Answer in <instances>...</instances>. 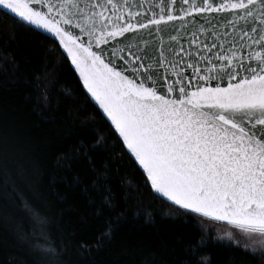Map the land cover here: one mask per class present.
Wrapping results in <instances>:
<instances>
[{"label": "snow or ice", "instance_id": "snow-or-ice-1", "mask_svg": "<svg viewBox=\"0 0 264 264\" xmlns=\"http://www.w3.org/2000/svg\"><path fill=\"white\" fill-rule=\"evenodd\" d=\"M0 14L51 34L110 122L107 134L55 160L60 179L93 209L75 244L51 237L48 212L33 206L32 158L17 137L0 134V211L20 204L33 221L31 239L13 236L23 254L96 264L128 222L109 167L125 157L140 179L135 189L122 180L120 190L126 201L148 190L151 203L138 197L135 213L145 223L158 213L181 224L200 217L264 237V0H0ZM111 140L119 155L97 166L94 154ZM211 233L199 228L182 242L178 264H213ZM140 255V264H169Z\"/></svg>", "mask_w": 264, "mask_h": 264}, {"label": "trees", "instance_id": "trees-1", "mask_svg": "<svg viewBox=\"0 0 264 264\" xmlns=\"http://www.w3.org/2000/svg\"><path fill=\"white\" fill-rule=\"evenodd\" d=\"M44 96L50 98L49 103L42 102ZM107 123L89 96L86 98L77 73L53 39L27 26H18L16 20L0 14V134L8 132L17 137L21 150L31 156L35 176L33 206L48 212L52 238L63 233L65 239L75 244L84 235L81 218L93 211L79 189L70 188L60 179L55 160L81 140H92L98 133L107 134L110 130ZM120 151L111 140L108 151L94 154L97 166L118 156ZM109 167L114 174L112 187L117 189L120 207L127 210L128 222L117 230L112 244L100 251L96 264H140L141 252L162 255L169 264H178L182 242L199 228L208 233L209 227L212 233L205 258H211L213 264H264L257 254L244 255L237 247L250 251L216 237L215 229L231 227L227 224L200 217L181 224L162 213L157 214L153 224L137 218V198L147 205L152 200L150 193L142 189L126 201L128 193L120 190L121 181L135 189L139 173L128 164L127 157L113 161ZM57 194L64 197L63 201ZM73 231L75 236L67 235ZM16 232L28 234L29 239L33 232L32 218L20 204L7 214L0 211V264H33V260L35 264H43L41 258L23 254L13 239Z\"/></svg>", "mask_w": 264, "mask_h": 264}, {"label": "rangeland", "instance_id": "rangeland-1", "mask_svg": "<svg viewBox=\"0 0 264 264\" xmlns=\"http://www.w3.org/2000/svg\"><path fill=\"white\" fill-rule=\"evenodd\" d=\"M228 233L232 234V239H229ZM215 234L216 237L222 241L230 242L233 244H237L238 241L239 243L237 245H239L240 247H244L248 251L253 252L257 255L259 253H264V237L258 235L247 237L244 234L240 233L238 230L233 229L232 227L217 228L215 229Z\"/></svg>", "mask_w": 264, "mask_h": 264}, {"label": "water", "instance_id": "water-1", "mask_svg": "<svg viewBox=\"0 0 264 264\" xmlns=\"http://www.w3.org/2000/svg\"><path fill=\"white\" fill-rule=\"evenodd\" d=\"M36 31H38V32H40V33H42V34H44V35H46V36H48L49 38H51L52 39V37H51V34H49V33H47V32H45L44 30H42V29H37ZM63 51V50H62ZM65 54V53H64ZM66 55V54H65ZM69 61H70V59H69ZM71 63V62H70ZM72 67H73V69L75 70V68H74V66L73 65H71ZM76 72V71H75ZM77 73V72H76ZM77 76H78V78H79V74L77 73ZM80 80V79H79ZM81 81V80H80ZM82 82V81H81ZM85 91H86V89H85ZM89 98H90V96H89ZM91 99V98H90ZM92 103L95 105V102L94 101H92ZM97 108H98V106L97 105H95ZM100 112L102 113V110H100ZM106 118V117H105ZM110 123V122H109ZM219 223H223V222H219ZM223 224H226V223H223Z\"/></svg>", "mask_w": 264, "mask_h": 264}]
</instances>
